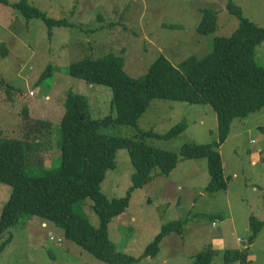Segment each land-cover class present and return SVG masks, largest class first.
Here are the masks:
<instances>
[{"label":"rangeland","instance_id":"374dc122","mask_svg":"<svg viewBox=\"0 0 264 264\" xmlns=\"http://www.w3.org/2000/svg\"><path fill=\"white\" fill-rule=\"evenodd\" d=\"M233 1L254 26L264 28V0ZM28 2L49 17L69 23L51 29L43 18L29 19L9 3H0V138L27 143L33 176L61 164L56 133L69 90L88 96L95 120L115 116L113 90L70 77L72 64L114 54L124 58L129 76L140 78L160 56L176 67L192 56H207L217 37H231L241 25L228 10L230 0ZM206 10L218 13V28L212 34L197 31ZM256 53L257 63L264 66V42ZM180 125L187 130L174 140L154 138L145 143L180 154L185 144L219 140L218 116L211 105L162 99L151 102L137 129L121 126L104 132L137 141L140 133L164 137ZM220 152L227 190H207L211 179L207 159L180 160L170 175L132 191L129 207L108 225L109 240L120 252L139 258L167 224L185 221L181 234L164 238L157 257L139 264H194L205 250L214 252L212 264H229L227 251L247 247L249 264H264V109L234 121ZM134 172L128 151L119 150L116 167L106 171L100 185L106 199L125 197ZM11 192L10 186L0 184V216ZM92 205L88 198L84 211L97 227ZM252 218L263 224L250 245ZM10 236L0 264H102L66 240L64 231L49 221L23 218L0 235V246Z\"/></svg>","mask_w":264,"mask_h":264},{"label":"trees","instance_id":"16d2710c","mask_svg":"<svg viewBox=\"0 0 264 264\" xmlns=\"http://www.w3.org/2000/svg\"><path fill=\"white\" fill-rule=\"evenodd\" d=\"M10 5L29 19L43 18L51 29L69 26L65 19L49 17L28 0ZM228 10L241 20L237 31L231 37H217L213 51L207 56H192L178 67L160 56L146 75L133 78L124 69V58L114 54L72 64L68 69L70 77L113 90L115 116L95 120L88 96L69 90L64 102L65 114L56 133L61 164L38 176L29 172L27 143L21 139L0 138V184L12 188L0 216V235L20 224L23 218H39L61 228L66 240L89 252L102 264H139L146 258L157 257L164 238L174 232L181 234L185 221L167 224L139 258L120 252L109 240L108 225L129 207L132 191L158 176L170 175L180 160L195 159L208 160L209 192L227 190L229 183L220 148L228 141L234 121L264 109V66L256 61V49L264 42V28L254 26L233 0ZM205 13L197 31L215 33L218 13L207 10ZM46 76L47 72L40 82ZM156 99L211 105L218 116L219 140L206 145L185 144L177 154L148 146L145 140H174L187 130L186 125L176 126L164 137L140 133L137 141L104 132L121 126L137 129L139 120ZM119 150L129 153L135 167L133 182L125 197L107 200L100 185L106 171L116 167ZM88 198L93 201L92 209L99 221L97 227L84 211ZM262 224L252 218L250 245ZM11 241L10 236L2 243L0 256ZM250 254V247L229 250L225 260L229 264H249ZM213 259L214 252L205 250L194 264H212Z\"/></svg>","mask_w":264,"mask_h":264},{"label":"crops","instance_id":"0c3cea01","mask_svg":"<svg viewBox=\"0 0 264 264\" xmlns=\"http://www.w3.org/2000/svg\"><path fill=\"white\" fill-rule=\"evenodd\" d=\"M256 54H257V53H256ZM239 250H241V249H239ZM249 257H250V256H249ZM250 260H251V259H250ZM250 260H249V261H250ZM250 262H251V261H250Z\"/></svg>","mask_w":264,"mask_h":264}]
</instances>
